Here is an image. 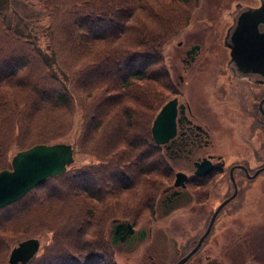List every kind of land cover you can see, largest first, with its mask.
Returning <instances> with one entry per match:
<instances>
[{
    "label": "trees",
    "instance_id": "16d2710c",
    "mask_svg": "<svg viewBox=\"0 0 264 264\" xmlns=\"http://www.w3.org/2000/svg\"><path fill=\"white\" fill-rule=\"evenodd\" d=\"M6 1L0 0L9 30L2 32L8 42L0 35V170L11 147L19 151L54 143L74 127L76 151L96 161L71 166L40 184L55 181L52 191L27 201L32 189L1 208L0 233L5 231L1 225L10 222L8 229L16 233L12 244L32 237L36 230L14 223L43 211L41 220L32 222L51 237L27 264H95L107 245L111 219L153 214L155 199L171 181L150 127L170 92L164 48L187 26L201 0H38L50 35L48 49L40 46L37 34L7 22ZM17 44L24 48L16 49ZM34 57L41 62L37 72ZM66 110L74 119L79 113V123L69 119L64 124ZM36 123L64 129L36 131L32 144L22 146L27 143L22 132ZM8 240L0 239V252ZM105 254V262L114 264L111 251Z\"/></svg>",
    "mask_w": 264,
    "mask_h": 264
},
{
    "label": "flooded vegetation",
    "instance_id": "af4514ba",
    "mask_svg": "<svg viewBox=\"0 0 264 264\" xmlns=\"http://www.w3.org/2000/svg\"><path fill=\"white\" fill-rule=\"evenodd\" d=\"M230 4L194 20L167 70L175 134L153 143L181 184L144 219L112 218L96 264L108 249L114 264H264V0Z\"/></svg>",
    "mask_w": 264,
    "mask_h": 264
},
{
    "label": "rangeland",
    "instance_id": "374dc122",
    "mask_svg": "<svg viewBox=\"0 0 264 264\" xmlns=\"http://www.w3.org/2000/svg\"><path fill=\"white\" fill-rule=\"evenodd\" d=\"M245 3H251V1L253 2L254 0H241ZM38 0H10V1H6L4 4V9L2 10L3 13L6 16L7 22L11 25L14 26L15 28H18L20 31H25L26 33H28V31H30V33H35L38 35V40H40V46L43 49H48L49 47H51L49 45L50 42V35L48 30L46 29V25L45 23L41 20L44 11L40 10L38 8L37 5ZM232 4H230V0H201L198 7L196 9H194L193 11V15H194V19L196 18H201L206 16L207 14L211 15V13H216V12H223L224 8L229 7L230 9L232 7H230ZM197 23V24H196ZM196 25L193 26H188L184 30V32H182L180 34V36L175 37V39L171 40L169 47L166 48V54H168L169 51H172V47L176 45V42L178 40H184V42L188 39V37L190 35H192V33H194L196 30L200 31L203 29L202 24L199 21L195 22ZM2 32H9L8 29H6V27H4L1 16H0V35H1V41L4 40L6 42H8L9 40L7 38H5L6 35H4ZM8 37V36H7ZM7 46H10L9 43L6 44ZM47 45V46H45ZM12 46V44H11ZM21 45L17 44L16 45V49H20L22 50ZM171 48V49H170ZM173 52V51H172ZM176 53L174 52V55ZM18 54H15V56L17 57ZM58 55V53H57ZM167 60H170L169 58ZM33 63L36 65V70L35 72L39 71L41 69V62L39 60V58L34 57L33 58ZM62 68H65L66 65L65 63L61 62L60 63ZM7 67H11V63L7 64ZM69 110L63 111V114L65 116V120H64V124H66L69 119H73V123H79V120H81L79 113H77V117L74 119L72 113H70ZM77 126V125H76ZM63 127L61 126H57V124L52 123V124H46V123H36V124H31L26 130H24L22 132V139L24 138L25 141H27V143L23 144L22 146H28L30 144H32V139L34 136V133L36 131L39 130H44V131H48V130H62L63 131ZM76 127H74L70 133H66L64 136L63 134H60V136L58 138H55V142H70L73 143V141L76 139ZM64 136V137H63ZM57 139V140H56ZM18 148L16 146H13L10 148V150L7 152V155L4 159V162L2 163V167L4 168H9L10 167V163H11V158L12 156L17 152ZM96 161V159L92 156V155H88V154H83L81 152H77L74 151L73 153V167H80L89 163H92ZM56 182L49 180L46 183L34 188L26 197L27 201L30 200L32 197H34V195L36 193H40L41 191H52L54 189ZM48 200L54 201L55 197H50L48 198ZM48 208H52L53 206H50ZM68 216L70 214H72V205L68 210ZM42 214L44 215V212H37V213H31L30 215H28L25 219L22 220H17L14 225L15 226H26L28 225L29 227H31L32 230H36V234L32 235V237H36L40 240V244H41V248L39 250V252L37 253V255L42 251L43 247L49 242L51 234L48 230H39V226L36 224L34 226V223L32 222L33 219L36 220H41V216ZM4 215V213H0V216ZM67 217V216H66ZM20 219V218H19ZM71 222V221H70ZM110 223V222H109ZM12 223L7 222L4 223L1 226L5 227V231H3L2 233H0V239L1 241H3L4 239H9L8 242L5 244V246L2 248V252H0V264H5L7 263V259H8V255L9 252L11 250V248L13 246H15L18 242L17 240H14V244L11 243V237L13 233L11 232V227H12ZM10 228V229H8ZM110 228L109 224L106 227V229L108 230ZM24 230H30L28 227L25 228ZM41 232V233H39ZM28 235H18L19 239H24L26 238ZM17 242V243H16ZM131 259V256H130ZM120 264H127V261H125L123 258H120L119 260Z\"/></svg>",
    "mask_w": 264,
    "mask_h": 264
},
{
    "label": "water",
    "instance_id": "95a60500",
    "mask_svg": "<svg viewBox=\"0 0 264 264\" xmlns=\"http://www.w3.org/2000/svg\"><path fill=\"white\" fill-rule=\"evenodd\" d=\"M264 9V7H263ZM257 9L249 8L241 17L239 29L247 19L258 22ZM248 53H251L248 51ZM175 100L167 102L157 114L152 135L157 143H163L175 132ZM73 162V146L66 143L35 144L18 151L11 160V169L0 170V208L14 202L36 187L48 177L62 174ZM181 173H177L175 185L181 183ZM39 240L28 238L18 243L10 251V264H25L38 250Z\"/></svg>",
    "mask_w": 264,
    "mask_h": 264
}]
</instances>
